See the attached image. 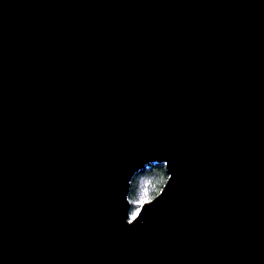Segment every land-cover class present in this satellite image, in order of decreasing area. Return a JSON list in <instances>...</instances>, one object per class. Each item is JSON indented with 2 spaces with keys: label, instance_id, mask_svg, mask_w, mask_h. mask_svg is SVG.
Wrapping results in <instances>:
<instances>
[{
  "label": "water",
  "instance_id": "95a60500",
  "mask_svg": "<svg viewBox=\"0 0 264 264\" xmlns=\"http://www.w3.org/2000/svg\"><path fill=\"white\" fill-rule=\"evenodd\" d=\"M0 264H264V0H0Z\"/></svg>",
  "mask_w": 264,
  "mask_h": 264
},
{
  "label": "trees",
  "instance_id": "16d2710c",
  "mask_svg": "<svg viewBox=\"0 0 264 264\" xmlns=\"http://www.w3.org/2000/svg\"><path fill=\"white\" fill-rule=\"evenodd\" d=\"M168 173L164 163L152 162L139 170L132 178L130 200L132 203L131 217L141 206V201L154 197L163 187Z\"/></svg>",
  "mask_w": 264,
  "mask_h": 264
},
{
  "label": "snow or ice",
  "instance_id": "6c2138e0",
  "mask_svg": "<svg viewBox=\"0 0 264 264\" xmlns=\"http://www.w3.org/2000/svg\"><path fill=\"white\" fill-rule=\"evenodd\" d=\"M145 202H146V201H143V200L141 201L142 204L145 203ZM138 214H139V210H137V215H138ZM132 219L135 220V219H136V215H134V216L132 217Z\"/></svg>",
  "mask_w": 264,
  "mask_h": 264
},
{
  "label": "rangeland",
  "instance_id": "374dc122",
  "mask_svg": "<svg viewBox=\"0 0 264 264\" xmlns=\"http://www.w3.org/2000/svg\"><path fill=\"white\" fill-rule=\"evenodd\" d=\"M152 198H153V197H152ZM150 199H151V198H150ZM148 200H149V199H148ZM146 201H147V200H146ZM141 205H142V204H141ZM139 208H140V207H139ZM139 208H138V210H139ZM136 213H137V212H136ZM136 213H135V214H136ZM135 214H134V215H135ZM134 215H133V216H134ZM133 216H132V217H133Z\"/></svg>",
  "mask_w": 264,
  "mask_h": 264
}]
</instances>
